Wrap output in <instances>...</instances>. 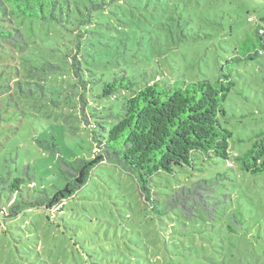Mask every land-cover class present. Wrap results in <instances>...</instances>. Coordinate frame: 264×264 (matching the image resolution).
<instances>
[{"label": "rangeland", "instance_id": "rangeland-1", "mask_svg": "<svg viewBox=\"0 0 264 264\" xmlns=\"http://www.w3.org/2000/svg\"><path fill=\"white\" fill-rule=\"evenodd\" d=\"M258 28L264 31V0H94V8L78 0L60 24L34 21L33 31L25 32L35 41L33 54L58 69L39 81L43 90L25 85L31 93L16 95L24 114L9 122L17 131L3 141L0 174L26 183L31 178L36 195L62 188L57 155L36 140L52 136L68 161L88 157L90 128L76 108L78 97L83 94L86 112L94 114L92 123L110 127L129 92L95 95L122 73L138 87L158 76L160 85L175 88L230 75L234 86L220 121L232 133V167L216 160L192 174L155 177V199H163L177 185L220 175L210 199L218 202L215 211L186 217L178 209L155 211L131 174L101 164L57 208L23 207L13 218L0 214V264H264V172L251 175L239 164L264 135V56L244 58L260 49ZM78 40L81 69L74 76L62 52L76 51Z\"/></svg>", "mask_w": 264, "mask_h": 264}, {"label": "trees", "instance_id": "trees-1", "mask_svg": "<svg viewBox=\"0 0 264 264\" xmlns=\"http://www.w3.org/2000/svg\"><path fill=\"white\" fill-rule=\"evenodd\" d=\"M78 0H0V56L19 63H5L0 60V149L3 141L17 131V125L9 122L24 112L16 100V95L26 98L25 89L40 84L58 66L48 58L33 54V44L25 33L33 31V22L38 24H60L64 10L77 4ZM94 8V0H88ZM90 17V15H88ZM250 22L253 20H248ZM90 18L87 19V21ZM28 25H27V23ZM75 37H81L75 32ZM257 38L260 49L244 56L253 59L264 56V31L258 28ZM81 44L77 50L62 52V58L69 64L74 76H79L81 62L78 58ZM49 50L54 52V46ZM14 79L13 82L11 80ZM157 78L146 81L139 87L125 73L116 75L112 81L103 83L98 98H114L116 93L128 91L122 96L119 111L112 115L114 122L110 127L100 122H91L94 114L86 112V100L81 94L76 108L89 127L92 148L88 157L64 159L52 136L36 140L43 151L57 155V170L64 181L62 188L52 196L46 193L36 195L32 190V179L0 174V214L13 218L23 207H59L63 200L75 195L85 186L93 170L101 164H113L133 176L144 201H152V209L162 213L178 209L186 217H195L199 212H214V179L199 178L186 185H177L165 194L163 199H155V177L175 175L177 172L192 174L205 170L216 160L229 159V140L232 133L220 121L224 115L223 103L234 86L230 75L221 74L215 82L201 79L186 82L175 88L159 83ZM160 81V82H159ZM85 113L87 116L85 117ZM240 169L251 175L264 172V135L257 137L250 148L239 157ZM222 176V175H221ZM159 204V206H158Z\"/></svg>", "mask_w": 264, "mask_h": 264}, {"label": "built area", "instance_id": "built-area-1", "mask_svg": "<svg viewBox=\"0 0 264 264\" xmlns=\"http://www.w3.org/2000/svg\"><path fill=\"white\" fill-rule=\"evenodd\" d=\"M252 18H249L248 20H251ZM252 21V20H251Z\"/></svg>", "mask_w": 264, "mask_h": 264}]
</instances>
